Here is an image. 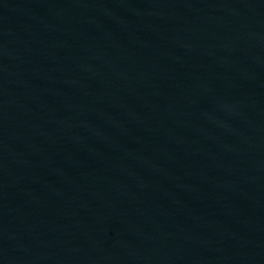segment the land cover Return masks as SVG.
<instances>
[{
    "label": "water",
    "instance_id": "95a60500",
    "mask_svg": "<svg viewBox=\"0 0 264 264\" xmlns=\"http://www.w3.org/2000/svg\"><path fill=\"white\" fill-rule=\"evenodd\" d=\"M0 264H264V0H0Z\"/></svg>",
    "mask_w": 264,
    "mask_h": 264
}]
</instances>
